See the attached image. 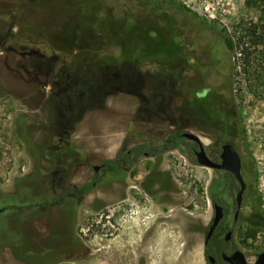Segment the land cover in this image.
<instances>
[{
	"label": "rangeland",
	"instance_id": "1",
	"mask_svg": "<svg viewBox=\"0 0 264 264\" xmlns=\"http://www.w3.org/2000/svg\"><path fill=\"white\" fill-rule=\"evenodd\" d=\"M117 1L0 0V264H206L212 169L170 148L93 174L173 132L245 149L233 242L253 264L264 249V100L248 93L220 34L256 12L242 0H155L149 16H168L176 44L187 25L215 31L227 102L196 108L168 64L163 29L134 30L142 17ZM93 179L87 195L69 192Z\"/></svg>",
	"mask_w": 264,
	"mask_h": 264
},
{
	"label": "flooded vegetation",
	"instance_id": "2",
	"mask_svg": "<svg viewBox=\"0 0 264 264\" xmlns=\"http://www.w3.org/2000/svg\"><path fill=\"white\" fill-rule=\"evenodd\" d=\"M159 2H161V0H159ZM117 3L123 6V11L126 13L129 12L132 17H142L141 20L139 19V22L136 25L133 24V27L135 28L134 30L139 28L138 26L141 22L142 25L145 23L146 25L144 24V26L146 27L157 26L163 29L162 45H164L165 49L167 47V49H169L171 52V57L168 64H172V62H174V72H177L175 75L180 78V83L182 85V96L187 99L189 98L194 100L197 103L195 106L196 108H200V106L203 108L211 107L210 104H213L212 107H215L214 101L216 103L223 101L227 102L226 99H223V97L219 95L215 81V78L223 76V73L221 66L222 61L218 57L219 50L214 30L208 28L204 23L203 27H200V25L197 24V27L195 26V28L194 26L192 27L187 25L188 27H186V29L184 28V36L182 35V37L179 39V42L176 44L173 40L176 36H174L173 32H171L172 29L168 16H162L161 19H159L157 16H149V14H152L153 8L157 3L155 0H118ZM179 26L180 25H178V28H180ZM165 61L167 62V60ZM170 71L171 70L167 71V74L170 75L169 80H166L168 88L171 85L169 82L171 81L172 77ZM55 78H58L57 75ZM173 133L179 134V137L181 138V142L177 146L173 147L171 145H167L165 143L166 137L163 140L157 142V144L144 142V140L137 141L136 145L131 150L124 152L127 153L126 156L123 153L119 155L117 154V156L111 160L122 162L121 168H123V166L127 165L128 163L139 161L142 158H159L164 151L173 148L182 153L189 160H192L194 163H196V165H198V154L203 150L204 155L211 162L219 165L223 162V146L230 145L240 158V173L242 180L245 183V189L242 193L240 206L238 207L236 203V195L240 189L239 181L229 171L216 168L212 169L218 175V179L212 182L209 187L211 192L209 198L212 202L213 216L205 233L204 242L209 227L214 219L216 205L221 208L222 217L210 236L207 244L203 242V253L206 264H231L233 261L228 260V258H231L237 250L241 251V249L234 245L233 242V226L238 222L244 193L247 189V182L243 176V153L245 149L243 148V152L242 150L236 149L232 143L224 138L214 139L211 144V148H206L199 138L200 145L194 140L185 138L182 135L184 132ZM156 145L163 146L158 149L159 152L157 154L153 152V146ZM140 146H146L147 148L132 152ZM127 159L130 160L128 163L125 162ZM106 161L107 160L98 165L97 170L95 169V166L92 167L94 175L98 174L99 172H104L105 176L113 174L110 171L109 166L106 164ZM121 170L122 169L119 171ZM219 188H223V191H219ZM213 195L215 196V200H213ZM3 210L6 209L4 208ZM232 211L234 212L232 213ZM228 233H230L229 236H227ZM263 251L264 249L262 252ZM260 253L255 255L254 262L257 260ZM210 257L213 258V261L209 259Z\"/></svg>",
	"mask_w": 264,
	"mask_h": 264
},
{
	"label": "trees",
	"instance_id": "3",
	"mask_svg": "<svg viewBox=\"0 0 264 264\" xmlns=\"http://www.w3.org/2000/svg\"><path fill=\"white\" fill-rule=\"evenodd\" d=\"M166 1V0H165ZM172 3V0H168ZM244 5L257 14L255 21H239L233 25L232 32L220 34L224 47L230 56L236 55L240 61L233 68H238L243 79L247 80L248 93L254 97L264 100V0H242ZM179 10L190 13L184 6L176 5ZM181 138L177 133H170L165 140L167 145L177 146ZM162 145L153 146L154 153ZM146 146H140L134 151L146 149ZM125 156L127 153H123ZM127 159L125 162H129ZM106 164L114 174L122 169V162L117 160H107ZM95 179L79 186L77 189L71 188L69 192L76 198H80L92 191ZM213 200L215 196L213 195Z\"/></svg>",
	"mask_w": 264,
	"mask_h": 264
},
{
	"label": "water",
	"instance_id": "4",
	"mask_svg": "<svg viewBox=\"0 0 264 264\" xmlns=\"http://www.w3.org/2000/svg\"><path fill=\"white\" fill-rule=\"evenodd\" d=\"M182 135L187 139L194 140L195 142H197L200 145L199 139L196 135H194L190 132H184ZM222 158H223L222 164H219V165L215 164V163L211 162L204 155V152L202 150L201 153L198 154V165L208 167L211 169L216 168V169H220V170L229 171L236 177V179L239 181V184H240V189L238 190L237 195H236V203L239 207L240 203H241V199H242V193L245 189V183L243 182L242 177H241V173H240V169H241L240 158H239L238 154L232 149V147L230 145L223 146ZM95 169L97 170L98 167L95 166ZM1 211H3V210H0V212ZM221 217H222V210L219 206L216 205L215 206L214 219H213V221L209 227V230L207 232V236H206V239L204 242L205 244H207L210 236L212 235L214 229L218 225ZM229 235H230V233H228L227 236H229ZM209 259L211 261H213L212 257H210ZM228 260L233 261L231 264H247L246 258L244 256V254L242 253V251H240V250H237L231 258H228ZM254 264H264V251L258 255V258L254 262Z\"/></svg>",
	"mask_w": 264,
	"mask_h": 264
},
{
	"label": "crops",
	"instance_id": "5",
	"mask_svg": "<svg viewBox=\"0 0 264 264\" xmlns=\"http://www.w3.org/2000/svg\"><path fill=\"white\" fill-rule=\"evenodd\" d=\"M85 120H86V117H83V118H81V120L78 122V124H77V126H80L81 124H84V122H85ZM101 125V124H100ZM99 124H98V126H100ZM99 129V131H100V133H102L101 131L102 130H100V128H98ZM78 143H76V145H77ZM81 145V144H80ZM78 147H79V145H77ZM82 150H84L85 151V149H84V147H80ZM100 150H101V148H100ZM99 152V151H98ZM100 153H101V151H100ZM108 158V157H107ZM107 158H105L104 160H108Z\"/></svg>",
	"mask_w": 264,
	"mask_h": 264
}]
</instances>
